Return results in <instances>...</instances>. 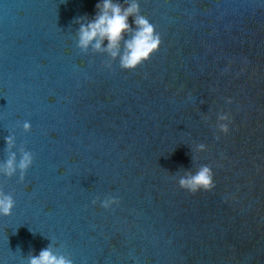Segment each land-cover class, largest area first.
Instances as JSON below:
<instances>
[{"label":"water","instance_id":"1","mask_svg":"<svg viewBox=\"0 0 264 264\" xmlns=\"http://www.w3.org/2000/svg\"><path fill=\"white\" fill-rule=\"evenodd\" d=\"M96 3L0 0V161L9 135L34 153L24 182L0 177V264L49 245L73 264H264V0H140L162 43L134 71L76 48ZM204 164L216 188L180 189ZM106 195L119 206L92 205Z\"/></svg>","mask_w":264,"mask_h":264},{"label":"clouds","instance_id":"2","mask_svg":"<svg viewBox=\"0 0 264 264\" xmlns=\"http://www.w3.org/2000/svg\"><path fill=\"white\" fill-rule=\"evenodd\" d=\"M95 14L89 19L86 16L76 18L79 25L76 32L75 46L83 54L89 50L92 53H107L111 60L105 61L103 66L111 69L112 61H119V67L125 71H134L156 53L162 43L160 33L150 20L141 13L140 0H97ZM131 18V23L129 22ZM105 41L107 44L105 45ZM226 103L231 104L232 99L226 98ZM207 119V118H205ZM231 115L227 112L216 114V129L227 135L230 132ZM25 133L30 132L32 124L25 120L21 125ZM219 140L220 137L216 136ZM7 146L8 157L0 161V177H17L22 183L26 173L34 162V153L21 145L17 151L13 135L4 138ZM198 153L207 151V145H196ZM180 189L191 194L200 191L211 192L216 188L215 173L212 166L204 164L194 173H186L177 180ZM13 194L5 192L0 187V218L9 217L15 207ZM104 210L119 206L117 196H97L91 201ZM26 264H73V260L65 255L56 254L51 245L42 249L39 255H30Z\"/></svg>","mask_w":264,"mask_h":264}]
</instances>
